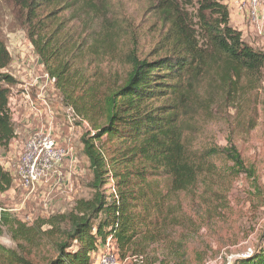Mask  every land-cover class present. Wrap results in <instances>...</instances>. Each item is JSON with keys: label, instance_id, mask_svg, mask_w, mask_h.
<instances>
[{"label": "trees", "instance_id": "obj_1", "mask_svg": "<svg viewBox=\"0 0 264 264\" xmlns=\"http://www.w3.org/2000/svg\"><path fill=\"white\" fill-rule=\"evenodd\" d=\"M15 1L20 27L44 71L54 79L59 94L60 87L73 92L86 56L77 51L80 43L68 27L65 11H101L103 0ZM154 1L166 26L160 48L165 53L129 55L130 69L122 83L101 100L91 96L87 104L76 106L93 130L81 137V151L92 174L91 196L77 199L67 214L32 224L1 214L0 223L6 225L16 247L0 244V264H92L98 247L108 239L120 258L137 256V251L162 242L181 223L183 208L177 199L181 193L198 183L207 193L234 172L249 171L234 144L195 146L185 126L188 116L195 111L208 113L213 102L212 94L201 98L199 88L207 86L227 98L241 88V79L255 84L264 68V49L243 41L220 0ZM112 35L99 34L89 48L101 47ZM10 61L0 39L3 150L15 134L9 100L17 81L7 71ZM214 76L217 79L211 80ZM12 184V175L0 164V193ZM45 224L50 227L43 230ZM48 237L53 238L52 253L45 256ZM234 264H264V247Z\"/></svg>", "mask_w": 264, "mask_h": 264}, {"label": "rangeland", "instance_id": "obj_2", "mask_svg": "<svg viewBox=\"0 0 264 264\" xmlns=\"http://www.w3.org/2000/svg\"><path fill=\"white\" fill-rule=\"evenodd\" d=\"M220 1L243 41L263 50L264 0ZM154 2L103 0L101 11H65L68 27L80 43L77 51L86 57L79 65V82L73 92L60 87L59 94L20 27L17 2L0 0V39L11 56L7 71L17 81L9 100L14 138L6 150L0 148V164L13 177L12 187L0 193L1 214L32 224L67 214L77 199L91 196L92 174L81 151V137L93 130L76 106L87 104L91 96L101 100L111 87L122 83L130 69L129 55L142 58L165 53L160 48L166 26ZM111 32L101 47L89 48L99 34ZM213 71L217 73L219 67ZM246 82L241 79V88L227 98L207 86L199 88L200 97L212 94L213 102L208 113L195 111L188 116L185 127L195 146L234 144L249 171L234 172L207 193L201 183L181 193L177 197L183 208L181 223L162 242L137 251L141 258L127 256L120 258V264H234L264 247V68L255 84ZM48 129L68 154L48 178L30 190L22 185L18 173L23 146L33 133ZM49 227L45 224L42 229ZM0 230V244L15 248L4 223ZM46 242L45 256L52 253L53 238ZM40 256L41 252L35 260L40 261Z\"/></svg>", "mask_w": 264, "mask_h": 264}, {"label": "built area", "instance_id": "obj_3", "mask_svg": "<svg viewBox=\"0 0 264 264\" xmlns=\"http://www.w3.org/2000/svg\"><path fill=\"white\" fill-rule=\"evenodd\" d=\"M72 114L74 117L77 116L73 110ZM67 154V150L58 144L50 129L33 133L26 140L19 160L18 173L22 185L33 190L37 184L54 172ZM1 211L3 210L0 209V215ZM98 251L92 264L121 263L117 248L111 240L108 239ZM133 257L141 258V256Z\"/></svg>", "mask_w": 264, "mask_h": 264}]
</instances>
